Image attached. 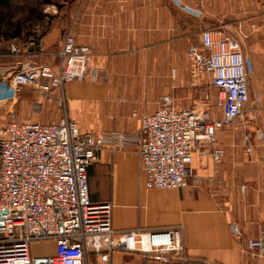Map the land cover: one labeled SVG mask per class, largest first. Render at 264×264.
I'll list each match as a JSON object with an SVG mask.
<instances>
[{
  "label": "crops",
  "instance_id": "0c3cea01",
  "mask_svg": "<svg viewBox=\"0 0 264 264\" xmlns=\"http://www.w3.org/2000/svg\"><path fill=\"white\" fill-rule=\"evenodd\" d=\"M177 5L196 8L201 16ZM58 13L41 36L25 43L19 59L0 52V127L10 120L58 122L66 113L88 146L103 137L98 159L87 170L91 202L113 204L115 231L182 226L186 261L171 264H264L263 257L245 249L246 240L264 228V0H82L80 7ZM227 24L247 35L242 51L248 102L242 121L235 123L237 130L218 129L221 163L195 156L201 190H148L133 144L140 118L154 112L163 96L173 97L185 87L186 79L190 85L184 52L199 41L200 32ZM67 32L89 47L90 66L99 79L70 82L62 93L48 96L24 86L12 96L6 80L20 65L46 64L57 70L55 54ZM62 95L65 108H59ZM245 135L249 153L242 145ZM119 137L126 143L117 150ZM233 223L240 239L230 231ZM45 242L42 254H35L31 244V254L54 255V242ZM86 262L102 264L91 253ZM108 264L154 263L118 251Z\"/></svg>",
  "mask_w": 264,
  "mask_h": 264
},
{
  "label": "built area",
  "instance_id": "2783aa9c",
  "mask_svg": "<svg viewBox=\"0 0 264 264\" xmlns=\"http://www.w3.org/2000/svg\"><path fill=\"white\" fill-rule=\"evenodd\" d=\"M178 7L201 16L196 8ZM246 37L228 25L202 30L198 44L184 52L190 86L198 88L208 80L201 101L193 107H177L173 97L163 96L154 112L141 116L133 144L146 189L201 190L202 181L193 169L195 156L221 163L224 152L217 131L227 126L237 130L235 123H241L248 102L247 60L242 51ZM11 52L19 53L14 47ZM55 56L57 70L25 63L13 71L6 80L12 96L24 86L48 96L62 93L70 82L99 79L90 66L91 50L78 44L71 32L64 34ZM58 103L65 108L63 95ZM125 141L119 137L115 149L124 147ZM104 144L100 137L94 147L88 146L78 124L66 113L58 122L10 120L0 127V264H87L89 253L108 264L118 251L138 253L154 264L186 261L182 226L115 231L113 204L91 202L87 170ZM242 145L249 153L247 135ZM230 231L240 239L236 224L230 225ZM36 241H53L55 254L33 256L30 245ZM245 249L264 258V228L256 238L246 240Z\"/></svg>",
  "mask_w": 264,
  "mask_h": 264
},
{
  "label": "rangeland",
  "instance_id": "374dc122",
  "mask_svg": "<svg viewBox=\"0 0 264 264\" xmlns=\"http://www.w3.org/2000/svg\"><path fill=\"white\" fill-rule=\"evenodd\" d=\"M81 2L82 0H50L49 4H43L42 0H22L20 1L19 5L21 6L26 5V8L35 10L36 14H38L39 16L38 17L36 15L32 16L30 22L24 24L25 27L20 36H17L15 38L9 37V36L7 37L2 36L1 41H0V52H9L13 56V58L19 59V57L22 56V54L25 52V49H26L25 43L41 36L42 32L51 25L55 12H59V13L64 12L65 8H68V7L70 8L72 6L80 7ZM28 24H29V27H28ZM227 25L234 30L239 29L238 27H235L231 24H227ZM253 28L254 26L252 27V29ZM240 31L242 32V30ZM9 34L10 33H8V35ZM194 44H198V42H194ZM11 47H14L15 49H17L19 53L17 55H15V53L13 54L11 52ZM187 70H188V64H186V69H185L186 74L188 72ZM207 87H208V80H204V82H202L201 87L192 88L186 79L185 87L179 88L177 92L173 94L175 105L177 107H193L197 105L199 101H201L200 92L204 88H207ZM211 103H212V100H211ZM59 108H62V107H59ZM46 243L47 242H37L36 241L32 243L33 245L31 248L34 249L35 254H42L44 252V249L46 248L45 247Z\"/></svg>",
  "mask_w": 264,
  "mask_h": 264
},
{
  "label": "trees",
  "instance_id": "16d2710c",
  "mask_svg": "<svg viewBox=\"0 0 264 264\" xmlns=\"http://www.w3.org/2000/svg\"><path fill=\"white\" fill-rule=\"evenodd\" d=\"M20 1L22 0H0V41L2 36H20L24 24L29 23L32 16H39L35 10L26 8V5H19ZM42 3L49 4L50 0H42Z\"/></svg>",
  "mask_w": 264,
  "mask_h": 264
},
{
  "label": "water",
  "instance_id": "95a60500",
  "mask_svg": "<svg viewBox=\"0 0 264 264\" xmlns=\"http://www.w3.org/2000/svg\"><path fill=\"white\" fill-rule=\"evenodd\" d=\"M3 217V214H0V218H2Z\"/></svg>",
  "mask_w": 264,
  "mask_h": 264
}]
</instances>
